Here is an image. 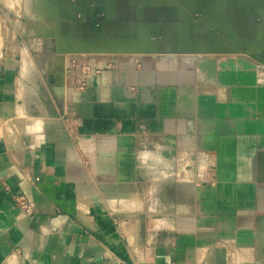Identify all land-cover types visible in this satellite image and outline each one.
<instances>
[{
  "label": "crops",
  "instance_id": "obj_1",
  "mask_svg": "<svg viewBox=\"0 0 264 264\" xmlns=\"http://www.w3.org/2000/svg\"><path fill=\"white\" fill-rule=\"evenodd\" d=\"M260 2L0 0V264H264ZM201 37L243 56L211 81Z\"/></svg>",
  "mask_w": 264,
  "mask_h": 264
},
{
  "label": "water",
  "instance_id": "obj_2",
  "mask_svg": "<svg viewBox=\"0 0 264 264\" xmlns=\"http://www.w3.org/2000/svg\"><path fill=\"white\" fill-rule=\"evenodd\" d=\"M260 3L264 5V0H261ZM197 13L205 18L208 25H210L213 28L216 27L214 23L211 24L215 20L214 14L212 13L207 14V12L205 11H199ZM79 16L80 14L78 13L73 14L72 19L76 20V18H79ZM154 41H155V37H153L152 35H148V37L145 38L143 42H137L136 44H134L131 39H107V38L97 37L91 49L85 51L80 50L77 54L109 55V56L135 54V53L146 54L152 51L150 44L153 43ZM135 45L137 46V49H135ZM231 46L232 45L223 42L220 39L201 37L197 41L194 50L190 54L193 56L201 55V56L210 57L209 59L203 61V63L199 64V69L203 72H206L208 78L211 81H214L216 78L217 62L215 59L212 58L217 55L228 53L227 52L229 49L228 47ZM259 48H263V46L243 47L245 51L248 52L250 50L253 52V55L258 54L262 59H264V50L263 51L257 50ZM232 49L235 50V47H232Z\"/></svg>",
  "mask_w": 264,
  "mask_h": 264
},
{
  "label": "built area",
  "instance_id": "obj_3",
  "mask_svg": "<svg viewBox=\"0 0 264 264\" xmlns=\"http://www.w3.org/2000/svg\"><path fill=\"white\" fill-rule=\"evenodd\" d=\"M228 53L226 54H221V55H217L215 57H213L212 59H215L217 62V69L216 72L218 71L219 65L221 66V60L224 57H236V56H243V52H238L235 50H231L230 47H228ZM247 56H249L251 58V60L254 62V67H255V75L254 78L256 80V84L259 86H263L264 85V59H262L258 54H246ZM256 58H255V57ZM195 57H199L201 58V60H207L210 57L208 56H195ZM204 58V59H202ZM201 62V61H200ZM88 69L90 70V68L88 66L85 67L84 70L88 71ZM19 203V208L23 211H25L26 213L32 212L35 209V206L33 203H30L29 201H27L24 198H21L20 200H18Z\"/></svg>",
  "mask_w": 264,
  "mask_h": 264
},
{
  "label": "rangeland",
  "instance_id": "obj_4",
  "mask_svg": "<svg viewBox=\"0 0 264 264\" xmlns=\"http://www.w3.org/2000/svg\"><path fill=\"white\" fill-rule=\"evenodd\" d=\"M203 61H205V60H201V62L200 63H203ZM43 100L45 101V99L43 98ZM45 109H46V107L45 106H43ZM46 111H47V109H46ZM30 116H33L35 119H46V115H43V113H41V112H39L36 108L35 109H31V111H30ZM47 115H48V111H47Z\"/></svg>",
  "mask_w": 264,
  "mask_h": 264
},
{
  "label": "flooded vegetation",
  "instance_id": "obj_5",
  "mask_svg": "<svg viewBox=\"0 0 264 264\" xmlns=\"http://www.w3.org/2000/svg\"><path fill=\"white\" fill-rule=\"evenodd\" d=\"M233 46H231L230 48L232 49ZM235 51L241 52L240 49L235 48Z\"/></svg>",
  "mask_w": 264,
  "mask_h": 264
},
{
  "label": "bare ground",
  "instance_id": "obj_6",
  "mask_svg": "<svg viewBox=\"0 0 264 264\" xmlns=\"http://www.w3.org/2000/svg\"><path fill=\"white\" fill-rule=\"evenodd\" d=\"M226 61H228V60H226Z\"/></svg>",
  "mask_w": 264,
  "mask_h": 264
}]
</instances>
